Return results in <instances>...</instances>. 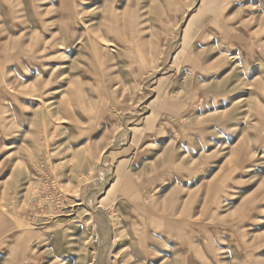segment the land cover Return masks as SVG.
I'll return each mask as SVG.
<instances>
[{"label":"rangeland","instance_id":"obj_1","mask_svg":"<svg viewBox=\"0 0 264 264\" xmlns=\"http://www.w3.org/2000/svg\"><path fill=\"white\" fill-rule=\"evenodd\" d=\"M0 264H264V0H0Z\"/></svg>","mask_w":264,"mask_h":264}]
</instances>
